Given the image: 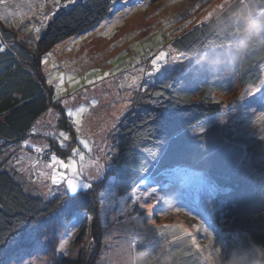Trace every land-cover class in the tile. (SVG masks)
<instances>
[{
	"label": "rangeland",
	"instance_id": "rangeland-1",
	"mask_svg": "<svg viewBox=\"0 0 264 264\" xmlns=\"http://www.w3.org/2000/svg\"><path fill=\"white\" fill-rule=\"evenodd\" d=\"M84 1L77 0L67 7H63L67 3L60 2V10L55 14L53 0L0 2V17H3L0 19V47L4 50L23 47L30 56L36 55L38 39L48 22L59 12ZM234 1L110 0L107 14L96 25L57 43L41 57L39 78L46 89L48 108L21 142H2L5 148L0 165L13 172L27 192L49 200L60 197V191L66 189L63 182L57 186L51 184L52 169L47 167L51 156L56 155L65 163L74 161L78 170L82 167L85 175H81L80 180H86L89 173L95 174L93 164L99 161L100 170L90 181L91 189L78 188V192L86 191L93 197L97 216L93 219L81 212L68 223H60L52 212L32 220L13 235L15 240L12 238L11 247L6 244L0 248L3 264H17L25 255L18 251L15 241L32 252L31 257L25 258L33 264H56L63 257L90 259L91 256V264H264V255L254 249L246 236L230 233L210 221L216 189L211 188L200 173L176 168L149 180L144 178L124 196L117 192V127L145 92L143 88H128L131 78L138 74L140 67L145 73L151 71V60L161 51L168 55L160 72L152 77L144 75L140 81L146 83L147 88L184 64L186 58L172 48L173 40L218 17ZM41 5L45 6L43 11ZM125 7L133 11L121 15ZM45 16L50 19L43 20ZM100 24L106 27L99 28ZM35 28L40 29L38 38ZM2 29L12 31L14 36L5 39L1 36ZM106 31L109 32L107 37ZM61 73L63 81L56 80ZM103 73L114 75L94 85L86 84V80H94ZM68 77L73 78L72 82ZM58 85L62 88L58 89ZM129 91L135 103L122 111L121 105L127 102ZM214 98L215 102L219 101L221 111L192 128V135L219 124L246 137L264 139V103L261 102L264 101V66L255 86L237 88L230 95ZM81 107L85 111L78 117H68V110L76 113ZM76 119L80 120L79 125L74 123ZM61 132L68 136L67 140ZM81 140L89 147L85 148ZM36 147L43 151L36 152ZM80 155L84 157L82 162ZM58 171L66 177L72 175L67 169ZM49 188L59 191L45 196L43 193ZM181 189L183 191L172 198ZM137 191L149 194V201L155 206L151 213L147 207L140 208L139 203L132 204L131 196ZM68 195L74 194L65 196L68 198ZM102 199L106 205L103 211ZM121 201L127 204L124 215H119ZM30 230L38 241L34 246L33 239L29 238ZM191 238L196 239L197 248L191 245ZM65 241L67 255L59 251V245Z\"/></svg>",
	"mask_w": 264,
	"mask_h": 264
},
{
	"label": "trees",
	"instance_id": "trees-1",
	"mask_svg": "<svg viewBox=\"0 0 264 264\" xmlns=\"http://www.w3.org/2000/svg\"><path fill=\"white\" fill-rule=\"evenodd\" d=\"M109 6L110 0H85L59 12L38 39L34 58L23 47L0 53V158L3 143L21 142L48 108L39 78L41 57L57 43L96 25ZM11 32L2 29L1 36L10 40ZM172 48L186 62L150 84L117 127L118 195L128 194L144 178L164 171L200 173L216 189L210 221L246 236L264 255V139L246 137L219 124L191 134L192 128L221 111L215 96L255 86L260 79L264 0H235L218 17L174 39ZM157 92L162 95L156 96ZM52 212L60 223L81 212L95 219L97 205L86 191L75 201L67 196L39 198L0 165V240L11 241L32 220ZM92 258L63 257L56 264H91Z\"/></svg>",
	"mask_w": 264,
	"mask_h": 264
},
{
	"label": "snow or ice",
	"instance_id": "snow-or-ice-1",
	"mask_svg": "<svg viewBox=\"0 0 264 264\" xmlns=\"http://www.w3.org/2000/svg\"><path fill=\"white\" fill-rule=\"evenodd\" d=\"M77 2V0H67V4L63 5V7H67L68 5H72L75 4ZM45 6L41 5V11H43V8ZM60 0H53V14H55V12L60 10ZM131 11H133V9L130 8H126L124 10H122L120 12L121 15H127L128 13H130ZM0 19H3V17H0ZM50 19V17L45 16L43 18V20H47ZM43 20L41 21L43 23ZM99 28H105L106 25L105 24H100L98 25ZM35 31L37 33V38L39 37V32L40 29L39 28H35ZM110 31V28H109ZM109 34L108 31H106L104 33V35L107 37ZM137 51H139V49H136ZM4 48L0 47V52H3ZM168 53L161 51L155 58H153L151 60V71H148L147 73H145V69L143 67H140L137 69L138 74L134 77L131 78V83L128 84V88L130 89H144L145 91L147 90V85L145 84H141L140 81L142 79V77L144 75H147L148 77H152L154 76L156 73L160 72L161 69V65L162 63L165 62L166 57H167ZM44 63L47 64L48 61L45 59ZM109 75H114V73H103L102 75L96 76V78L94 80H86V84L89 85H94L95 83L104 80L105 78H107ZM56 80L58 81H63L64 76L63 74H59L57 77H55ZM69 82H72L73 78L72 77H68ZM52 81L49 80V83H51ZM62 88V85H58V89ZM156 96H161L162 93H155ZM126 97H127V102H125L124 104L121 105V110H126L128 108H130L132 106L133 103H135L134 99H133V93L131 91L126 93ZM219 101H217L218 103ZM262 103H264V101H261ZM85 111V108L81 107L79 108V110L74 113L72 110H68V117L71 118L74 115L75 116H79L80 113H83ZM117 118H119V114H116ZM74 123L76 125L80 124V120L76 119L74 121ZM77 131H79V129H77ZM60 135L67 140L68 136L65 135V133L61 132ZM80 143H82L84 145L85 148H88L89 145L87 144L86 141L81 140ZM36 152H41L43 151V149L41 147H36L35 148ZM74 152L79 155V151L74 149ZM105 158V157H104ZM84 160V157L82 155H80V161L82 162ZM93 166L96 169L95 174H87L86 176V180H80L79 177L81 175H85L83 168L81 167V169H77L76 167V163L72 160H69V162L65 163V161L63 159H58L56 155L51 156V163L47 165V167L49 169H52L51 171V175H50V179H51V184L53 186H57V185H61L62 182L64 185H66V189L65 191H60V198L63 199L64 196L67 193H71L74 195H68V201H75L76 199H78V197L81 195L80 192H78V188H84V189H91L92 184L90 183L91 180H93V178L98 174L99 170H100V163L99 161L94 162ZM58 169H67L69 172H71V176H65L64 174H62L60 171H58ZM55 191H59V189H53V188H49L47 193H43L45 196H49V195H55ZM132 204H137L139 203V207L140 208H145L147 207L148 213H151L154 209V205L149 201V194L148 193H144V194H140L139 191L135 192L132 196ZM143 201V202H141ZM106 205L103 201V199L101 200V208L102 211L105 209ZM127 207V204H125V202L121 201L120 202V212L119 215H124L125 214V209ZM88 219H91L90 217ZM133 219H135L133 217ZM29 238L33 239V246L35 243H38V241H35L34 238L32 237V233L31 230L29 231ZM13 240H15V238H13ZM11 243L12 241L10 240H0V245L2 244H8L11 247ZM15 243L18 246V251H23L25 253L24 256L20 257V260L17 262V264H33V262L30 259H26L25 257H31L32 256V252L26 250L24 247L21 246V242L20 241H15ZM67 243V241H65L64 243H61L59 245V251L64 253L65 255H67L66 252H64L65 249V244ZM190 243L193 247L197 248V241L195 238H191L190 239ZM209 243H211V241H209ZM0 264H3L2 261H0Z\"/></svg>",
	"mask_w": 264,
	"mask_h": 264
}]
</instances>
